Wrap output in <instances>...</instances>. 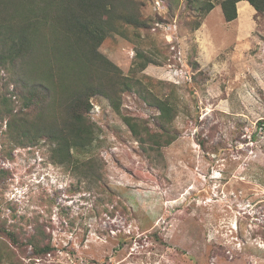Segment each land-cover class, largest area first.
<instances>
[{"label": "rangeland", "instance_id": "rangeland-1", "mask_svg": "<svg viewBox=\"0 0 264 264\" xmlns=\"http://www.w3.org/2000/svg\"><path fill=\"white\" fill-rule=\"evenodd\" d=\"M130 1L145 28L98 51L177 101L176 138L143 150L96 95L93 144L59 163L54 143L18 144L0 120V225L22 243L0 233V264H264V15L245 1L232 22L217 3L198 14L204 0ZM138 53L151 61L143 70ZM13 80L0 68V104L22 113ZM119 97L121 115L159 132L155 108ZM32 238L52 251L37 258Z\"/></svg>", "mask_w": 264, "mask_h": 264}, {"label": "trees", "instance_id": "trees-1", "mask_svg": "<svg viewBox=\"0 0 264 264\" xmlns=\"http://www.w3.org/2000/svg\"><path fill=\"white\" fill-rule=\"evenodd\" d=\"M247 2L264 15V0H204L198 8L202 16L214 3L223 20L237 18L236 5ZM199 4V3H198ZM0 68L14 77L9 98L21 101L15 111L11 99L2 97L0 120L14 142L23 144L47 140L56 145L59 163L69 162L74 151H87L95 139V125L89 120L96 95L107 99L114 113L143 148L160 149L175 140L171 128L177 101L145 92L139 80L131 82L98 48L111 34L124 36V27L145 28L138 6L130 0H0ZM200 16V15H199ZM198 27V22L194 23ZM139 68L149 61L138 53ZM137 86H140L139 89ZM133 91L158 112V133H151L134 118L120 114L121 93ZM145 92V93H144ZM178 100V99H177ZM144 150V148H143ZM0 233L22 245L13 232L0 225ZM32 238L37 258L52 247H41Z\"/></svg>", "mask_w": 264, "mask_h": 264}, {"label": "bare ground", "instance_id": "bare-ground-1", "mask_svg": "<svg viewBox=\"0 0 264 264\" xmlns=\"http://www.w3.org/2000/svg\"><path fill=\"white\" fill-rule=\"evenodd\" d=\"M246 3V2H245ZM244 5V4H243ZM246 5H247V3H246ZM249 5V4H248ZM243 8H247L246 6H243Z\"/></svg>", "mask_w": 264, "mask_h": 264}]
</instances>
